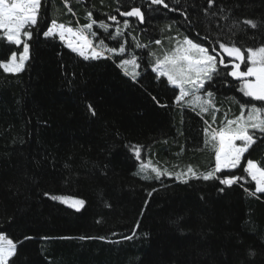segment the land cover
Returning <instances> with one entry per match:
<instances>
[{"label":"trees","instance_id":"1","mask_svg":"<svg viewBox=\"0 0 264 264\" xmlns=\"http://www.w3.org/2000/svg\"><path fill=\"white\" fill-rule=\"evenodd\" d=\"M164 2L168 8L148 11L146 0H42L25 69L12 74L0 68V234L17 244L9 264H264V194L245 192L255 185L242 171L248 159L264 166V138L240 168L218 174L245 177L231 188L138 171L141 163L174 174L189 166L198 174L210 170L214 150L203 130L218 129L225 114L235 118L250 99L225 76L231 69L220 68L224 79L206 85L219 109L213 124L211 112L175 102L178 90L156 79L150 54H159L169 37L187 36L210 53L212 45L220 52L217 40L242 50L264 44V0ZM131 7H141L143 24L127 18L131 26L118 41L94 25L97 36L90 37L117 48L127 41L120 56L84 60L58 37L42 35L52 19L72 27L87 23L88 11L107 23L116 15L122 26L117 9ZM246 19L257 28L243 24ZM22 47L0 41V63ZM132 53L140 58L136 81L118 67ZM134 145L141 148L139 160ZM53 195L85 205L77 211Z\"/></svg>","mask_w":264,"mask_h":264},{"label":"snow or ice","instance_id":"2","mask_svg":"<svg viewBox=\"0 0 264 264\" xmlns=\"http://www.w3.org/2000/svg\"><path fill=\"white\" fill-rule=\"evenodd\" d=\"M42 0H0V41L8 44L20 46L23 45L22 52H12L10 59L0 63V68L5 73L18 74L25 69V64L30 58L29 40L32 39L33 29L38 25V18L41 14ZM213 0H208L211 5ZM148 11H152V6L163 5L168 8L164 0H146ZM119 15L125 18H136L137 22L143 24L145 14L141 7H131L128 11H120ZM88 22L73 28L72 26L58 23L56 19L51 20L50 26L42 32L45 38H56L66 43L68 49L78 54L84 60H100L102 58H111V56H120L126 52L125 44L120 43L119 47H108L104 40H99L94 44L97 32L93 31L94 25L98 29L108 33V38L117 40L124 35V31L130 28L128 19H124L122 26L116 15H109L107 19L114 22V32L109 29L113 24L104 20L97 21L93 18L91 11L87 12ZM227 19V17H225ZM243 24L251 28H257V24L250 19L242 21ZM234 27H239V23L234 22ZM167 27H171L170 25ZM22 37L24 39H22ZM172 47L163 50L162 55L155 52L150 55L153 59L150 61L152 71L156 74V79L166 78L167 84L174 89L179 90L175 96V102L182 107L190 108L193 111L199 110L200 114L212 113V123L216 122L215 112L219 109L216 107L213 97L214 93L206 88L216 79H224L220 75V68L228 69L225 76L231 77L239 82V92L243 97L250 98L246 103L240 104V113L233 119H228L225 114V120L222 126L211 128V125L203 131L205 134V144L214 150V167L210 170L198 174L191 166L185 172L170 173L167 170L161 171L158 167L152 166L151 163L140 165V172L147 173L149 170L155 173V178L159 179L162 175H175L177 180L182 183H188L191 179H203L204 181L217 180L219 184L231 188L245 179L244 176H236L231 173L221 178L218 174L225 170H234L241 167L242 159L245 153L256 143L257 139L264 138V44L256 47H247L244 50L237 46L234 41L229 43L217 40L221 52L217 51L215 45H212V52L208 47L194 42L187 36L182 39L169 37ZM207 39V37H205ZM133 40H136L133 37ZM156 45H161L162 41H154ZM137 48H146L148 45L136 42ZM222 53L230 59L225 60ZM110 54V55H106ZM219 56V59H218ZM134 53L130 58L119 60L118 67L124 71L133 81L141 75L137 69L140 64ZM242 65L245 70L242 69ZM129 68L132 70L129 71ZM155 100V97H153ZM260 102L258 106L257 103ZM89 112L95 115V109L91 104L86 105ZM207 124L208 122L205 121ZM211 129V130H210ZM240 143H237V142ZM137 160L140 159L141 148L138 145L130 146ZM243 173L254 182V191L245 188L248 195L255 196L257 193L264 194V166L252 159H248L246 166L242 169ZM139 174V173H137ZM145 178H149L145 176ZM243 187V185H241ZM220 192L224 188L219 189ZM48 195V193H45ZM52 200H58L71 208L79 211L84 207L85 201L70 196L53 195ZM135 236H125L123 239L131 240ZM31 239V237H25ZM80 239H85L81 237ZM100 239H105L101 237ZM17 250V244L4 234H0V264H9L10 258L14 257ZM249 256L255 253L249 251Z\"/></svg>","mask_w":264,"mask_h":264},{"label":"rangeland","instance_id":"3","mask_svg":"<svg viewBox=\"0 0 264 264\" xmlns=\"http://www.w3.org/2000/svg\"><path fill=\"white\" fill-rule=\"evenodd\" d=\"M51 24V23H50ZM109 24H113V28H111V29H109L110 30V32H114V27H115V24H114V22H112V21H109ZM121 24V23H120ZM50 26V25H49ZM78 26H80V25H78ZM77 26V27H78ZM77 27H73V28H77ZM2 31V30H1ZM58 37V36H57ZM23 38V37H22ZM174 38H176V37H174ZM59 39V38H58ZM179 39V38H178ZM64 43V45L66 46V43L65 42H63ZM67 47V46H66ZM172 47V42H170V41H168L167 43H166V45H162L161 46V48H160V52H159V54H157V55H162V52H163V50H168V49H170ZM22 50H23V47H22ZM22 50H21V52H22ZM220 52H221V50H220ZM227 59H230V58H228L227 56H226V53H222ZM17 55H19V53L17 54ZM107 55V54H106ZM11 57V56H10ZM10 57L8 58V59H10ZM152 57V56H151ZM124 58H130V57H128V56H125ZM123 58V59H124ZM152 59H153V57H152ZM218 59H219V57H218ZM132 69L131 68H129V71H131ZM241 70H245V68H244V66L242 65V69ZM178 92H179V90H178ZM179 94V93H178ZM237 143H240L239 141L237 142ZM145 164V163H144ZM149 164V163H148ZM138 171H140V169L138 168ZM148 172H151L150 170L148 171ZM142 173H144V172H142ZM152 173V172H151ZM153 174H155V173H153ZM64 204V203H63ZM64 205H66V204H64ZM66 206H68V207H70L69 205H66ZM71 208V207H70Z\"/></svg>","mask_w":264,"mask_h":264}]
</instances>
